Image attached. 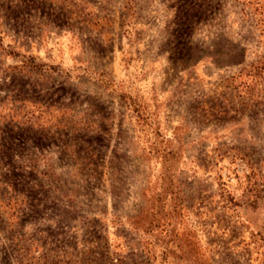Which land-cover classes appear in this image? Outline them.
I'll list each match as a JSON object with an SVG mask.
<instances>
[{
  "label": "rangeland",
  "instance_id": "obj_1",
  "mask_svg": "<svg viewBox=\"0 0 264 264\" xmlns=\"http://www.w3.org/2000/svg\"><path fill=\"white\" fill-rule=\"evenodd\" d=\"M0 264H264V0H0Z\"/></svg>",
  "mask_w": 264,
  "mask_h": 264
},
{
  "label": "trees",
  "instance_id": "obj_2",
  "mask_svg": "<svg viewBox=\"0 0 264 264\" xmlns=\"http://www.w3.org/2000/svg\"><path fill=\"white\" fill-rule=\"evenodd\" d=\"M21 66L24 67L25 69L26 68H39L40 69L39 66H41V65L35 63L34 60H32V61H29L28 63H23ZM178 246H180L179 247L180 248V251L182 250L184 253L187 252L186 251L187 249H186L185 245L179 244Z\"/></svg>",
  "mask_w": 264,
  "mask_h": 264
}]
</instances>
